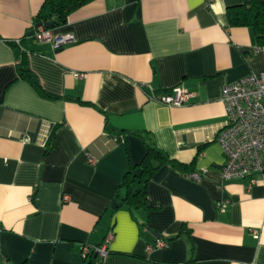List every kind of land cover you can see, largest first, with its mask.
I'll list each match as a JSON object with an SVG mask.
<instances>
[{
  "label": "crops",
  "instance_id": "crops-1",
  "mask_svg": "<svg viewBox=\"0 0 264 264\" xmlns=\"http://www.w3.org/2000/svg\"><path fill=\"white\" fill-rule=\"evenodd\" d=\"M247 1L93 0L54 29L75 39L55 48L33 36L44 0H0V264H87L81 246L109 231L105 264H264V172L222 181L217 141L222 87L264 71L254 29L228 16ZM18 49L60 97L19 78ZM177 85L187 103L152 98ZM139 132L192 163L159 168L149 211L116 195L145 155Z\"/></svg>",
  "mask_w": 264,
  "mask_h": 264
},
{
  "label": "built area",
  "instance_id": "built-area-1",
  "mask_svg": "<svg viewBox=\"0 0 264 264\" xmlns=\"http://www.w3.org/2000/svg\"><path fill=\"white\" fill-rule=\"evenodd\" d=\"M38 41H49L55 48L62 47L75 39L71 33L59 34L52 28L39 25L33 30ZM192 94L182 85L153 94L157 102L167 105H183ZM222 100L226 105L227 119L217 135L225 160L222 164V181H231L252 177L264 172V71L249 73L240 79L227 83L222 87ZM196 179L201 174L194 173ZM69 198L68 194L64 199ZM113 231H109L98 245L84 244L81 255L88 258L92 252L98 256L94 264H105L109 254V243L113 239ZM164 241L158 240V245ZM2 264H13L4 258Z\"/></svg>",
  "mask_w": 264,
  "mask_h": 264
},
{
  "label": "trees",
  "instance_id": "trees-1",
  "mask_svg": "<svg viewBox=\"0 0 264 264\" xmlns=\"http://www.w3.org/2000/svg\"><path fill=\"white\" fill-rule=\"evenodd\" d=\"M93 0H44L40 10L34 18V26L44 21H51L50 28L55 29L67 23L69 15L80 7ZM230 24L233 26H248L255 31L256 41L259 46H264V0H248L242 4L228 7ZM18 76L28 81L41 95L58 98L59 95L47 92L40 84L36 74L31 70L27 55L18 49L17 51ZM139 135L146 145V152L139 162H131L123 180L117 187L116 195L121 199V205L127 206L132 211L144 209L149 211L153 208L148 192L150 179L164 164L183 170L190 171L192 163H183L171 158L163 150L158 148L143 133ZM50 148H48L49 150ZM87 264H94L98 259L95 252L88 258Z\"/></svg>",
  "mask_w": 264,
  "mask_h": 264
},
{
  "label": "water",
  "instance_id": "water-1",
  "mask_svg": "<svg viewBox=\"0 0 264 264\" xmlns=\"http://www.w3.org/2000/svg\"><path fill=\"white\" fill-rule=\"evenodd\" d=\"M39 25H44L45 27L49 28V27H51L52 22L51 21H44L42 23L37 24L36 27L39 26Z\"/></svg>",
  "mask_w": 264,
  "mask_h": 264
}]
</instances>
